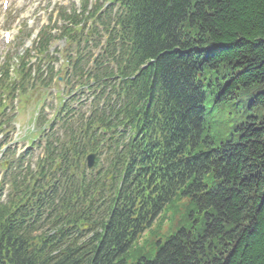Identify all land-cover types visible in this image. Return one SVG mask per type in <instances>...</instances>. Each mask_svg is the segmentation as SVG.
I'll return each mask as SVG.
<instances>
[{"label": "trees", "instance_id": "1", "mask_svg": "<svg viewBox=\"0 0 264 264\" xmlns=\"http://www.w3.org/2000/svg\"><path fill=\"white\" fill-rule=\"evenodd\" d=\"M121 2L120 103L85 127L128 131L109 170L123 187L77 214L71 194L24 185L0 204V264H264V0ZM173 201L183 225L143 255L134 242Z\"/></svg>", "mask_w": 264, "mask_h": 264}, {"label": "rangeland", "instance_id": "2", "mask_svg": "<svg viewBox=\"0 0 264 264\" xmlns=\"http://www.w3.org/2000/svg\"><path fill=\"white\" fill-rule=\"evenodd\" d=\"M11 1H12V3L9 5V8H8L9 11L7 12L6 18L9 15H11L14 11L16 12L15 13V16L16 17L18 16L20 18H23L24 17V13L26 11H24V12L19 11L17 9V2H16V0H11ZM90 1H92L94 3V0H90ZM100 2H102V5H104V3L106 4V0L98 1V3H100ZM40 8H41V6L39 4L36 10H38ZM0 18H2L1 17V14H0ZM16 21L17 20L14 21V18L13 17H10V20L6 21V23H5V20H4V23L5 24H3V27L6 28V29H8V30H10V33L12 35L16 34V32L18 33V29H20V28H22V32H25L26 30H29V32L31 31V34L27 38H28V40H31L32 44H30V45L25 44V41H26V38H25L23 40V42L20 45H18L17 44V39L14 38L13 40H11L10 44L6 45V44H4V42L2 41L1 36H0V56L5 57V56H8V55L9 56L10 55H13L15 53H19L20 55H22L25 52L26 49H32L35 46L36 41L34 42V39H33V35L32 34L34 33L33 30L35 28H42L39 25V23L41 22V18L37 17L36 20H35V22H33V24H28V21L25 20L24 18L22 19V22H20L19 24H16ZM103 35H104V33L102 34V36ZM16 38H17V36H16ZM90 38H91L90 39V42L91 43L89 45L92 44V40H93V34L92 33H91ZM58 42H59V45H57ZM64 46H65V43L63 41H57V42L54 43V45H53L52 48L53 49H56V50H60ZM97 53H98V50H95L93 52V54H97ZM34 56H36V55H34ZM32 62H38V61L36 59H33ZM58 62H57V65L55 66L56 69L58 68L59 65L62 67L63 60H59ZM39 95L40 94H36V98H39L40 97ZM58 102H59L58 98H56L55 96L49 95V99H48V101H46V103H45L44 106H47L48 107V110L50 111L48 114L50 116L53 113V110H54L55 106L58 104ZM42 109H43V107H40V110L39 111H41ZM233 110L236 111V107H234ZM27 117H28L27 115L20 114L18 116V118H20L19 122L25 123L27 121ZM223 122H226V121L223 120ZM208 123H209V121H208ZM208 123H207V125H208ZM217 131H218V129L214 125L210 129V133L211 134H215ZM216 141H218V140H216ZM0 172H1V170H0ZM180 205H181V203H179V201H178V203L176 201L173 204L174 208H176V212L174 213L175 216H176V214L179 211L178 208H180V209L182 208V207H180ZM175 216L173 217V215H171L169 212L168 213L164 212L162 214V216L160 217V219H162L161 222H160V230H159L160 232L158 233V236L156 238H158L159 236H161V238H163V237H166V236H169V235L172 234V232H173L172 231V227H174V225L176 224V222L179 219L178 216H176V217ZM188 227L191 228V226H188ZM155 231L156 230L151 231L150 234L146 236V239L144 241H142V238H141V240L139 241L140 243H139L138 246L139 247H143V249H144V242L149 243L150 240L152 239L151 238L152 237L151 236V233L152 232L155 233ZM147 252H149V250H144L143 253L145 254Z\"/></svg>", "mask_w": 264, "mask_h": 264}]
</instances>
